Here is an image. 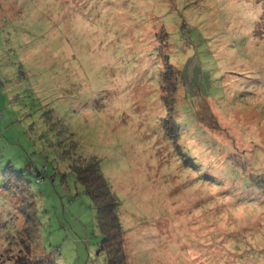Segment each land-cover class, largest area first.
Segmentation results:
<instances>
[{"label":"rangeland","instance_id":"1","mask_svg":"<svg viewBox=\"0 0 264 264\" xmlns=\"http://www.w3.org/2000/svg\"><path fill=\"white\" fill-rule=\"evenodd\" d=\"M72 151L130 264H264V0H0V264H107Z\"/></svg>","mask_w":264,"mask_h":264},{"label":"trees","instance_id":"2","mask_svg":"<svg viewBox=\"0 0 264 264\" xmlns=\"http://www.w3.org/2000/svg\"><path fill=\"white\" fill-rule=\"evenodd\" d=\"M167 65L173 68L169 63ZM177 75L179 76V74ZM172 107L169 108L172 109ZM170 119H172V116L168 120ZM168 120L164 121V127L166 124H170ZM176 128L178 127L176 126ZM165 130L166 132L168 131L167 128ZM175 139L171 140L172 144L175 145L174 147L177 146L178 131ZM73 151L71 152L73 156L70 158L69 164L70 173L74 175L76 183L81 186L84 194L90 199L96 212V225L101 234L99 253L105 256L107 264H130L125 251V231L121 223L120 204L116 195L112 192L107 179L101 172L99 161L95 157L86 159L80 155H75ZM229 153L231 154V159L233 158L232 155H236L233 152ZM200 158L202 159V157ZM20 174L16 179H13V182L7 188L5 187V191L11 194L10 197L17 203L18 212L27 221L24 228H29L23 229L22 234L25 235L23 239L28 241V239L33 237L36 227L35 218H33L35 209L34 195L30 191V183L23 173ZM260 180L261 178L256 181ZM259 195L264 197V190L260 191ZM35 261L34 264H56L50 255L42 251L41 253L39 252V256Z\"/></svg>","mask_w":264,"mask_h":264}]
</instances>
